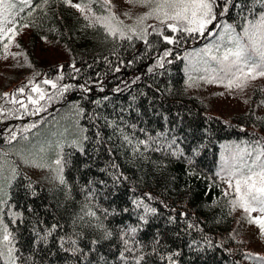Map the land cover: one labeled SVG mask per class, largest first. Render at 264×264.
Here are the masks:
<instances>
[{"label":"snow or ice","instance_id":"snow-or-ice-1","mask_svg":"<svg viewBox=\"0 0 264 264\" xmlns=\"http://www.w3.org/2000/svg\"><path fill=\"white\" fill-rule=\"evenodd\" d=\"M126 2L133 9L144 8L146 11L142 14L126 12L122 14V19L114 11L112 0H0V49L5 56H24L23 52H10L13 45L16 48L22 47L18 37L23 30L36 27L37 19L47 18L49 10L57 19H62L56 13V6L62 5L79 13L76 20L83 22L82 30L99 32L105 41L114 45L112 54L117 57L115 66H112L107 56L104 57L113 73H119L122 68L132 67L142 60H150L145 75L163 76L169 71V65L182 60L187 62L185 72L191 84H218L229 93L237 90L242 92L251 81L264 78V0ZM126 20L132 22L126 23ZM149 20L154 23H147ZM50 30L59 32L58 29ZM43 39L47 40V37ZM201 40L205 43L199 48L186 47L193 41L199 43ZM137 42L143 44L142 49L136 48ZM161 44L165 45L162 49L159 47ZM120 48L125 51L132 50V56L127 62L119 55ZM92 67V64L85 62L84 68H81L73 61L68 65L66 73L64 65H59L54 78L36 74L41 75L39 82L29 79L27 84L16 89L14 93L3 94L4 102L13 107L5 108L0 105V118L11 116L22 119L25 115L41 118L22 128L9 129L5 144L10 147L7 150L0 148V264H38L35 254L43 252L56 255L49 247L50 243L59 252L73 257L75 264H109L108 254L101 249L105 242L113 240H118L120 245L114 253L117 264H179L181 251L166 250L159 229L153 234L150 245L144 244L140 238L145 226L162 215L158 208L153 206L157 197L151 192L130 197L131 208L125 207L123 212L127 214L131 211L135 222L122 223L113 229L106 226L104 221L119 213L114 209L109 211L107 208H100L95 203L98 198L97 188L93 181H88L82 189L85 192V203L72 221L71 233L65 232L59 221L48 226L42 219L27 218L25 212L12 202V190L21 177L28 181L22 185L25 194L36 195L32 182L21 171V165L48 169L53 173L52 180L67 187L64 169L70 164L71 153L66 155L63 152L64 144L67 143L69 147L78 149L80 155L86 156L84 145L92 139L87 135L88 127L80 126L81 119L88 120L93 129L96 146L94 153L98 155L101 147L108 153L109 163L100 171L110 177L111 184L105 180L96 183L102 189L111 187L112 191L108 193L110 196L117 195L115 189L128 183L129 178L120 171L119 165L112 158L113 152L108 145L112 136L104 137L101 124L112 129L113 135H117L121 141V148L128 149L133 156L146 158L145 153H159L161 162L154 161L153 164L161 173L167 168L165 160L182 161L190 168L206 147L203 143H193L185 150L182 145L187 141L189 133L188 130L181 129L179 123L152 136L139 124L129 123L125 119V115L132 111H136L138 120L141 119V113L134 107L137 97L132 95V103L121 106L113 101L112 96L126 91L133 92V86L141 80L140 76L131 81H121L110 94H105L106 87L99 72L96 73L95 79L89 77L84 79L83 83L65 82L66 79L80 80L85 69ZM148 87L151 88V85ZM94 88L96 98H92ZM159 91L156 89L157 94ZM71 92H79L82 101L92 104L91 113L80 103L69 102L72 106L69 108L71 115L67 124L59 125L55 117L50 122L47 117L41 116V113H48L54 102L65 100L66 95ZM140 95L144 96L146 93ZM260 103L264 105V100ZM107 108L112 109L115 118L104 114ZM163 119L167 120V117ZM182 119L183 117L177 114V121ZM49 124L52 126L49 127ZM42 125L48 129L47 132L43 131ZM125 128L129 131L126 132ZM137 130L143 133L144 139L135 135ZM204 131L207 133L206 129ZM69 137L72 139L69 140ZM221 147L226 154L222 153L220 170L216 173L220 183L214 185L220 188V197L216 198L212 205L220 206L222 200L229 214L237 209L242 210L247 222L258 226L261 234H264V138ZM185 175L197 174L186 169ZM176 179L175 176L166 178L165 186L169 187ZM211 187L212 185L205 192V196L211 191ZM130 191L134 192L135 189ZM159 204L167 209L164 201H159ZM174 211L175 209H172V212ZM27 212L37 216L31 207ZM172 212L168 214L162 226L178 223ZM180 218L185 223L186 234L190 235V230L203 231L199 225L189 222L187 212L180 213ZM26 224L28 227L25 229ZM77 228L91 230L93 238L89 241L88 251L81 247L84 236ZM22 229L28 231L31 237L27 256L19 247ZM180 235V231H177L176 236L179 238ZM201 241L211 246V241L206 235L201 237ZM201 241L192 239L187 243V247L193 251H202ZM245 259L252 264H264V254L248 252L245 253Z\"/></svg>","mask_w":264,"mask_h":264},{"label":"trees","instance_id":"trees-1","mask_svg":"<svg viewBox=\"0 0 264 264\" xmlns=\"http://www.w3.org/2000/svg\"><path fill=\"white\" fill-rule=\"evenodd\" d=\"M112 4L117 13L114 0H112ZM56 13L62 19H57L49 10L47 18L37 19L36 27L23 30L18 37V42L22 45L20 52L25 53L24 56L28 63L17 77L7 79L0 87V105L5 108L13 107L4 102L3 94L14 93L16 89L27 84L29 79H35L39 82L41 75L54 78L59 65H64V71L67 73L68 65L71 62L75 61L77 66L81 68H84L85 62H87L93 67L85 69L80 80L66 79L65 82L83 83L86 78L95 79L96 73L99 72L106 87L105 94H110L112 89L121 81H131L136 76H140L141 80L133 86V92L126 91L118 96H112L113 101L121 106L132 103V95L137 97L134 107L141 113V119H137L136 111L126 114L125 119L129 123L139 124L152 136H155L157 132H165L179 123L180 128L188 130L189 133L187 141L182 145L185 150L193 143H203L206 147L196 157L195 163L190 168L182 161L165 160L164 163L167 164V168L161 173L153 164L154 161L161 162L162 158L159 153H145L146 158L135 157L128 149L121 148V141L118 140L117 135H113L112 129L101 124L104 137L112 136V140L108 141L113 152L112 158L119 165L120 171L129 178L128 183H124L115 189L117 195L110 196L108 193L112 191L111 187L102 189L96 183L99 180H105L111 184L110 177L100 171L109 163L108 153L103 147H101L98 155L94 153L93 149L96 146L93 129L88 120L81 119L79 121L80 126L88 127L87 135L92 139L84 145L86 156L80 155L78 149L69 147L67 143L64 144L63 152L66 155L71 153L70 164L64 169L67 187L52 180V177L48 179L46 176L34 175L27 170L25 165H21V171L32 182L36 195H26L22 185L27 184L28 181L23 180V177L18 179L12 190V202L17 205V208L23 210L27 218L42 219L44 224L48 226L59 221L63 225L64 231L71 233L72 221L85 203V192L82 189L88 181H93L98 192L95 203L100 208H107L109 211L114 209L119 213V215L109 216L104 221L109 228L116 229L122 223L135 222V217L131 211L127 214L123 212V208H131L130 197L139 196L145 192H151L153 196L157 197L153 206L157 207L162 215L154 218L149 225L145 226V230L140 233V238L144 244L150 245L153 234L159 229L165 249L181 251L178 258L179 264H248L245 253L264 254V252H257L249 240L240 234V225L235 211L229 214L228 209L223 206L222 200L220 206L212 205V202L220 197V188L214 185L220 183L216 173L220 170L222 153L226 154L221 145L239 144L244 141H255L256 138H264V110L262 111L263 105L260 103L264 100V91H261L264 89L262 86L264 85V78H258L249 83L247 108L236 115L227 117L215 112L204 98L189 90L190 82L187 80L185 72L186 61H175L168 66L169 71L163 76L145 75L147 66L151 63L150 60H142L132 67L122 68L119 73H113L104 57L107 56L108 60L112 62V66H115L117 57L112 54L114 45L105 41L99 32H94L91 29L82 30L83 22L76 20L79 13L74 9L57 5ZM147 23H154V21ZM50 29H58L59 32ZM44 37H47V40L43 39ZM150 39H154V37H150ZM46 41L63 45L69 57L65 59L59 57L48 61L47 57L40 52L43 48L42 44ZM204 43L203 40L199 43L193 41L186 47L189 49L192 47L199 48ZM13 47L14 45L11 48ZM159 47L162 49L165 45L161 44ZM136 48L142 49L143 44L137 42ZM118 52L125 62L132 56V50L125 51L120 48ZM2 54H4L3 50L0 49V56ZM148 85H151V88ZM156 89L160 90L159 94H157ZM140 93H146V95L141 96ZM96 96L97 93L94 88L92 98H96ZM69 102L80 103L88 113H91L93 108L89 101L81 100L79 92H71L66 95L65 100L54 102L49 107L48 113H41V116L47 117L50 122L55 117L59 121V125L67 124L68 117L71 115L69 108L72 106ZM104 114L115 118V113L111 108H107ZM177 114L183 119L177 121ZM165 116L167 120L163 119ZM40 118V116L28 115L22 119L11 116L0 118V148L7 150L10 147L5 144L9 129L22 128L30 122L40 120ZM51 126L49 124V127ZM42 129L44 132L48 131L43 125ZM205 129L207 133H205ZM125 131L128 132L129 130L125 128ZM135 135L144 139L143 133L138 130ZM71 139L69 137V140ZM186 169L194 171L197 175L186 176ZM171 176H175L177 179L169 187H166L165 179H170ZM210 185H212L211 191L205 196ZM130 189H135V191H130ZM161 200L167 205V209L159 204ZM210 205L212 206L210 207ZM29 207L37 213V216L27 212ZM172 209L175 211L172 212ZM170 212L177 217L178 223L162 226ZM182 212H187L189 222L199 225L203 231L190 230L191 234H186L184 232L185 223L180 218ZM27 227L26 224L25 229ZM25 229L21 230L19 247L27 256L29 255L31 237ZM77 231L83 232L84 239L81 241V247L88 251L89 241L93 238L91 230L77 228ZM177 231L181 233L179 238L176 236ZM204 235L211 241V246L201 241V237ZM192 239L201 241L202 251H193L187 247V243ZM49 247L56 255L37 253L35 258L38 264H75L73 257L59 252L51 243ZM119 247L118 240L105 242L101 250L108 254L109 264H117L114 253Z\"/></svg>","mask_w":264,"mask_h":264},{"label":"rangeland","instance_id":"rangeland-1","mask_svg":"<svg viewBox=\"0 0 264 264\" xmlns=\"http://www.w3.org/2000/svg\"><path fill=\"white\" fill-rule=\"evenodd\" d=\"M117 8V15H120L123 19V13L132 12L133 14L143 13L146 11L144 8H131V6L126 2V0H114ZM151 21V20H149ZM126 23H131L132 21L126 20ZM43 48L40 50L41 53L47 57L48 61L60 58H68V54L63 48V45L53 44L50 42H44ZM20 48H10V52H20ZM27 59L25 56L20 58H14L11 55L5 56L2 54L0 56V87L6 82L7 79L17 77L20 72L25 69L27 64ZM264 84V83H263ZM264 87V85H262ZM189 90L193 93L200 95L204 98L211 109L215 112L221 113L227 117L236 115L247 108L249 99V88L248 86L241 91H233L229 93L222 86L218 84H208V83H189ZM223 93V95H221ZM264 110V105L262 106V111ZM27 170L37 176H46V178L51 179L53 173L48 169L34 168L26 166ZM237 220L239 221L240 234L243 235L251 245L257 250V252H264V234H261L258 226L254 224H249L245 218V214L242 210L237 209L235 211ZM253 215H256L253 213ZM248 264H252L248 260Z\"/></svg>","mask_w":264,"mask_h":264}]
</instances>
